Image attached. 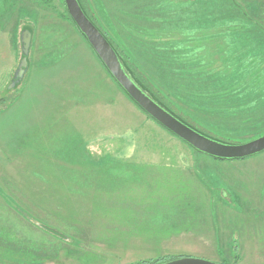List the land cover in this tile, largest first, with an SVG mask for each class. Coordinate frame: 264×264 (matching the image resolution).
I'll return each instance as SVG.
<instances>
[{
  "label": "rangeland",
  "instance_id": "obj_1",
  "mask_svg": "<svg viewBox=\"0 0 264 264\" xmlns=\"http://www.w3.org/2000/svg\"><path fill=\"white\" fill-rule=\"evenodd\" d=\"M82 3L123 63L202 122L218 114L211 86L247 74L242 63L226 74L230 49L264 60V0ZM66 17L63 0H0V264H264V152L196 153L119 88ZM25 28L28 70L7 90ZM224 120L203 124L227 142L249 136Z\"/></svg>",
  "mask_w": 264,
  "mask_h": 264
},
{
  "label": "water",
  "instance_id": "obj_2",
  "mask_svg": "<svg viewBox=\"0 0 264 264\" xmlns=\"http://www.w3.org/2000/svg\"><path fill=\"white\" fill-rule=\"evenodd\" d=\"M63 1L70 18L114 81L143 112H145L164 129L200 153L217 159H244L264 152V134L243 143H226L215 140L198 132L176 117L162 104L153 99L151 95L132 77L113 46L86 15L79 3V0ZM31 37L32 34L28 28L23 29L20 33L21 58L14 71L11 81L7 86V90H10L18 85L23 80L25 73L28 70V54ZM45 229L56 236L61 237V235L54 230L49 228ZM157 264L221 263L196 257L184 256Z\"/></svg>",
  "mask_w": 264,
  "mask_h": 264
},
{
  "label": "trees",
  "instance_id": "obj_3",
  "mask_svg": "<svg viewBox=\"0 0 264 264\" xmlns=\"http://www.w3.org/2000/svg\"><path fill=\"white\" fill-rule=\"evenodd\" d=\"M118 1H120V0H118ZM63 3H64V1H63ZM79 3L81 5V7L83 8L84 12L86 13V15L89 17V19L97 26V24H96L97 22L95 21L93 16L88 12V9L82 3V0H79ZM134 8H135V5H134ZM64 9H65V13L67 14V17H66L67 20L69 22H71V24H73L75 26V28L78 30V28L76 27V25L74 24V22L70 18L69 14L65 8V5H64ZM155 22H156V25L159 24L158 21H155ZM145 23H146V21H145ZM147 26H149V24ZM97 27L99 29V26H97ZM100 31L102 32V30H100ZM78 32H79V30H78ZM102 33L104 34V32H102ZM145 33H147V30ZM104 36H105V34H104ZM254 36L259 38L255 32H254ZM83 38H84V36H83ZM84 40H85V38H84ZM107 40L110 42V40L108 38H107ZM86 43H87V41H86ZM110 44L112 46L114 45V44H112V42H110ZM227 46H229V45H227ZM215 47H217V46H215ZM113 48L115 49V51L118 53V55L120 57L121 56L123 57V55H121V53L119 52V50L115 46H113ZM237 50L232 51L230 49V52H229L230 55H228V56L225 55L226 57H224V60H222L221 63H223V64L227 63L228 64V69L226 72L227 75H228V73H230V68H229L230 63H233L235 65H240L242 63V66L247 68L246 69L247 74L243 73L244 74L243 79H241V80L236 79L237 81L231 80L230 79L231 77L229 76L227 80L222 82V85H224V86H222L220 88L218 87L221 85L219 83H218V85L215 84L214 86H211L213 88V90L215 89V91H213V92L210 91L209 93L215 101L219 102V104L216 106V111L218 112V114H212L209 117H207L204 121H205V123L208 122L212 125H217L218 121L222 117V119H225L224 122L228 123V128H229V126L233 127V128L243 127L245 131L243 133H240V134H242L243 136H246V134L249 135L247 137H242V142H240V143H243V142L249 141L251 139H254V138L264 134V60L258 59V58H262L260 56L261 54L251 55V54L247 53L246 48H241L242 51H240V52ZM123 61L125 63V66L127 67V69L132 73V75H133L132 77L135 80H139V82H138L139 85L144 90H146L151 95V97L153 99H155L157 102L162 104L165 108H167L170 112H172L176 117L181 119L184 123L191 126L193 129L197 130L198 132H200V133H202V134H204L210 138H213L215 140H218L221 142H226V143H236V142H227V141L221 140L222 138H220V137H216L215 135L213 136L214 133L212 131H210V129L203 124L204 121L202 122V120H201V118H203V119L205 118L204 116H201V118L198 116H191V115L186 113L185 109H183V111L180 109L175 110L174 109L175 104L173 102L168 104L166 102V100L159 94L158 90H154L152 88V86L150 85L148 80L146 78H144V76L137 74L136 70L134 72V70L131 68L132 66L127 62V60H125V58H123ZM100 63H101V61H100ZM185 63L188 65L187 67H191V73L189 72L188 75L189 76L193 75L192 79H194L195 80L194 82H196L200 78V74H199L200 72L199 71L201 70V68L199 66H197L199 64V58L198 57L193 58L192 61H186ZM245 63H246V65H245ZM194 64H196V65H194ZM102 66L104 67L103 64H102ZM104 69L106 70L105 67H104ZM106 72L110 76V78L114 81V79L111 77L109 72L107 70H106ZM119 88H120V86H119ZM7 101H8V98L6 96H3V98L0 100V105L3 106L4 104H6L5 106H9ZM224 104H226L227 106H230L231 108H228L226 110H222L225 108ZM170 109H172V110H170ZM220 113L222 115L219 116ZM216 118H219V120H214ZM208 123H206V124L209 125ZM189 147H191V146H189ZM194 151L196 153H198L199 155L208 156V155H205L203 153H200L199 151H197L195 149H194ZM254 156H256V155H254ZM211 158L215 159V160H223V159H217V158H213V157H211ZM237 160H240V159H237ZM175 258H177V257H174V258L161 257V258L155 259L153 261L144 262L141 264H157V263L166 262V261H169V260H172Z\"/></svg>",
  "mask_w": 264,
  "mask_h": 264
}]
</instances>
